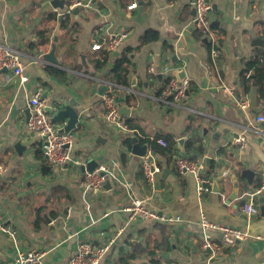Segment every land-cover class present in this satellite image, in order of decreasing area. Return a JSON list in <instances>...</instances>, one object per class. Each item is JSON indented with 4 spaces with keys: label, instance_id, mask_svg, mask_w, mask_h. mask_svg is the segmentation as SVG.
<instances>
[{
    "label": "crops",
    "instance_id": "crops-1",
    "mask_svg": "<svg viewBox=\"0 0 264 264\" xmlns=\"http://www.w3.org/2000/svg\"><path fill=\"white\" fill-rule=\"evenodd\" d=\"M50 1L0 0V42L21 51L28 78L22 84L11 69H0V214L12 232L0 230V264H13L17 250L29 248L43 252L41 262L32 264H68L79 241L103 246L112 239L101 264H121V253L133 248L137 257L130 264H264V239L256 237H264V214L259 209L247 216L241 203L246 190L264 181V136L256 131L262 125L256 116L264 113V96L253 78H243L247 62L264 54V44L255 42L264 39V0H210L211 27L219 41L214 62L204 41L194 34L191 0H142L133 9L128 5L138 0H82L87 5L69 14L67 28L58 14L68 0L62 7ZM147 29L156 30L158 38L140 44ZM109 32L126 34L115 50H130V86L103 79L108 64L107 69L94 65L99 50L92 45L104 42ZM52 44L57 64L42 57ZM165 65L171 67L169 76L185 74L186 93L177 104L156 96L162 78L155 75L164 77ZM248 74L253 76L252 71ZM104 84L105 93L114 91L120 97L118 108H128L127 114L119 112L123 125L106 119L105 93L98 92ZM36 89L50 114L69 103L77 110L78 123L71 131L73 155L83 162L96 159L116 178L90 189L81 165L54 164L44 156L43 138L28 129L25 112ZM66 121L56 124L61 127ZM132 135L147 146L145 155H152L160 168L153 186L141 168V156L125 144ZM237 135L245 138L242 148L233 143ZM139 136H167L175 141V154L169 158L157 153ZM183 136H188L184 152L177 142ZM17 142L24 146L19 152ZM198 144L203 153L197 161H203L204 172L211 160L216 162L209 190L202 196L194 174H180L175 165L176 157H191ZM244 168L255 171L252 186L241 175ZM133 198L157 214H178L182 221L130 218L124 208ZM259 198L260 207L264 202ZM201 212L210 221L246 230L250 236L229 246L210 230L216 248L210 253L201 247Z\"/></svg>",
    "mask_w": 264,
    "mask_h": 264
},
{
    "label": "built area",
    "instance_id": "built-area-1",
    "mask_svg": "<svg viewBox=\"0 0 264 264\" xmlns=\"http://www.w3.org/2000/svg\"><path fill=\"white\" fill-rule=\"evenodd\" d=\"M87 3L82 0H68L65 9L59 12V16L71 14L75 7H85ZM191 5L195 9V16L193 18V25L196 28L202 30L203 37L210 42V56L211 59L215 60L218 56V44L217 38L211 27V20L209 12L211 10L210 0H191ZM137 6L136 2H132L128 5L129 9H133ZM125 33L109 32L104 42H95L92 45V49L98 50L106 48L108 50H115L123 38ZM7 68L11 69L12 73L19 78L20 83L27 81V76L23 72V62L21 60V51L17 47L9 46L0 42V69ZM171 69L169 65H165L161 74L169 77L168 83L163 88L159 100L163 103L177 104L185 96L187 89V82L182 81L178 83L177 79L173 76H169L168 72ZM149 71L154 73L153 66L149 67ZM168 96L172 98L168 99ZM102 101L106 107V119L109 122L123 125L118 106L120 103V97L114 91L105 93L102 97ZM28 108L30 115L27 120V127L30 131L38 133L43 138L42 151L44 156L54 164H74L81 165L84 162L73 155L71 151V145L73 142L74 135L71 131L58 132L57 124L52 121L51 115L45 110V99L42 97L41 90L36 89L31 96L27 99ZM240 106L245 108L247 106L245 101L240 102ZM256 121L262 124L256 128V131L264 136V113L257 114ZM153 139V138H151ZM162 146L166 145V141L162 137L154 138ZM233 143L239 148L245 146V138L237 135L233 139ZM178 173L184 174L185 172H192L195 176L197 183V190L199 195L202 196L204 192L209 190L211 184V175L204 172L203 161H197L192 158L185 156H178L175 160ZM141 168L147 178V180L154 185L155 174L160 170L156 164L152 155L141 156ZM3 168L0 167V170ZM104 171L103 175L100 172ZM222 175H226V171L222 172ZM107 178H116L114 173L104 165H100L92 172L85 171V182L86 187L90 189H98L105 182ZM264 196V181H261L257 186L246 190L242 194L243 200V212L247 215H254L259 212L258 198ZM129 214L130 218H135L141 215L145 218L163 222L167 224H177L182 221V218L178 214L174 215H163L157 214L153 210L148 209L142 202L137 198H133L131 204L124 208ZM199 225L202 230V243L201 247L214 253L216 251L215 243L213 241V235L210 234V230L214 231L215 234L221 233V241L224 245L232 246L239 240L245 239L250 236V233L246 230H242L238 227H234L225 223H217L210 221L206 215L201 212L199 218ZM0 230L9 234H12L9 228H7L0 214ZM257 238L264 239L262 236H256ZM114 239L108 244L103 246H95L85 241H79L77 248L72 256L69 258L68 264H98L101 257L107 252ZM43 252L34 248L29 249H18L13 264H32L40 263Z\"/></svg>",
    "mask_w": 264,
    "mask_h": 264
},
{
    "label": "trees",
    "instance_id": "trees-1",
    "mask_svg": "<svg viewBox=\"0 0 264 264\" xmlns=\"http://www.w3.org/2000/svg\"><path fill=\"white\" fill-rule=\"evenodd\" d=\"M58 17L60 19L62 26L66 28L69 27V24H70L69 15L58 16ZM194 34L197 37H201V39L206 44L208 51H210L211 44L210 42L205 41V37H203L202 30L199 28H194ZM158 35L159 34L156 30L147 29L140 38V44H144L149 41H152L158 38ZM218 44H219V41H218ZM101 49H98L99 50L98 55L93 58L94 65L97 69H107V64L111 60L113 51L108 50L106 48L102 50ZM129 52L130 50H126L125 52H121L120 54L112 57V60H111L112 65L110 68L107 69L106 73L103 75V79L110 81L121 87L130 86L131 84L130 75L133 69V62H132V58ZM46 69L51 73L58 74V70L55 67L47 66ZM249 71L253 72L252 77H250V75L248 74ZM155 77L158 79L162 78L161 79L162 84L156 91V96H159L163 88L168 83L169 77L168 76L160 77L159 75H155ZM243 78H245V80H249L250 78H253L259 87L260 94L264 96V54L258 53L247 62L246 68L244 69V72H243ZM117 90H120V88L119 89L117 88ZM170 98H172V96H168V99ZM126 99L127 98L125 96L124 100ZM126 122L129 127H135L134 124L131 123V119H126ZM139 138L141 142L147 143L153 151L166 155L169 158L175 154V151L177 149L175 147L176 146L175 141L170 139L167 136L164 138L166 141L165 146H162L161 144H159L154 138L150 139L148 137H140V136ZM125 144H127L128 147L131 146V139L129 137L125 139ZM192 145L193 143L192 141H190L188 143V146H192ZM194 149H195L194 154L191 157L190 156H187V157L197 160V157L199 155H202L203 153V147L201 144H198L195 146ZM215 165H216V162L214 160H211L208 164L206 173L211 174ZM47 170L45 169V171ZM136 257H137V252L133 248L131 252L121 253L118 262L121 264H130V262L134 260Z\"/></svg>",
    "mask_w": 264,
    "mask_h": 264
},
{
    "label": "water",
    "instance_id": "water-1",
    "mask_svg": "<svg viewBox=\"0 0 264 264\" xmlns=\"http://www.w3.org/2000/svg\"><path fill=\"white\" fill-rule=\"evenodd\" d=\"M50 3L53 7H62L63 6V0H51ZM142 3H143L142 0H138L137 4L140 5ZM78 9H79V7H75V8H73L72 11L77 12ZM255 42H260V44H264V39L257 38L255 40ZM118 53H119L118 50L114 51L115 55H117ZM42 57L48 64H57L58 61H57V58L55 56V44H52L50 51L47 53H44L42 55ZM81 58H82V62L84 63V57L82 56ZM110 66H111V62L108 63V67H110ZM5 69H7V68H3V70H5ZM184 75H185L184 72H182L178 76L179 77V78H177L178 83L182 82ZM106 90H107V85L104 84V85H101L99 87L98 92L100 95H102L105 93ZM25 112H26V120H28L29 115H30L29 108H27ZM119 112L124 113V114L129 113L128 108H126V107H121L119 109ZM78 118H79V114H78L77 110L70 103L65 104L63 107L59 108L55 112H52V115H51V119L55 123L62 122L65 119H67L66 123L63 126L57 128L58 132L72 131L78 123ZM187 137L188 136H183L177 140L178 146L180 147L182 152H184V146L183 145H184V141L186 140ZM21 147H24V146H22L21 143L17 142L15 144V148L18 150V152H19ZM146 150H147V146L145 144H140L138 137L136 135H132L131 136V152L133 154H136L139 156H144L146 153ZM183 156H184V153H183ZM209 160H210V158H207L206 163H208ZM98 166H99V163L96 159L89 158L84 162V164H81L80 168L83 172H85V171L92 172ZM103 174H104V171L100 172V175H103ZM241 175H243L245 178H247L248 185L252 186L253 178L255 176V171L252 169H249V168H244L241 170ZM233 180L235 181V177ZM215 183H216V181H215ZM109 185H110V182L107 180L105 183V187L109 188L110 187ZM259 200L261 202H264V196H261L259 198ZM241 203H243V200L241 201ZM260 211L262 214H264V205L260 206ZM219 236L221 237V233H219ZM121 250H122V247L120 246V251ZM142 263L147 264L146 261H143ZM98 264H101V263L99 262Z\"/></svg>",
    "mask_w": 264,
    "mask_h": 264
}]
</instances>
